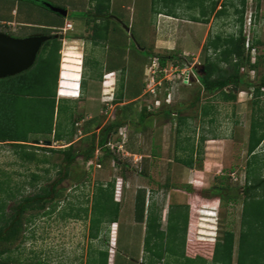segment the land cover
Listing matches in <instances>:
<instances>
[{"label": "rangeland", "instance_id": "374dc122", "mask_svg": "<svg viewBox=\"0 0 264 264\" xmlns=\"http://www.w3.org/2000/svg\"><path fill=\"white\" fill-rule=\"evenodd\" d=\"M163 1L111 0L108 16L119 22L110 20L107 43L95 46L91 41L94 24L88 25L84 20L94 16L95 4L91 0H0V32L14 37L45 35L48 31L41 28L42 25L60 24L62 20L63 25L71 24L72 29L68 31L52 33L63 34V39H58L61 42L60 73L63 60H66L68 74H77L74 85L71 84L72 77L65 76L66 85L76 89H67L63 95L59 90L58 95L76 97L82 75L84 90L98 97L91 101L59 98L55 105L54 130L64 132L62 143L50 141L48 146L44 141H37V135L26 137L28 131H34L31 124L29 128H22L25 131L21 138L31 141V146L69 149L72 144L76 151H82L90 145V134L95 135L96 146L105 136L106 127L114 122L122 125L117 132L114 130L106 136L107 149L116 160L106 159L101 151L94 153L92 163L79 157L68 169L66 178L61 155L25 149L36 155L31 161H25L19 150L0 143V182L16 196L7 199V212L21 197L39 193L40 188L63 180L55 190L59 197L49 209L26 215L28 221L21 239L10 245L9 252L4 255L11 259L10 264H89L90 258L95 256L93 252L103 249L106 239L108 264H145L148 257L143 251L145 225L134 221V198L142 187L150 190L146 195L147 206L154 204L155 208L161 209L164 230L170 207L189 206L188 257L184 260L169 257L174 264H211L209 251L212 244L222 240L226 232L233 233L236 247L241 230L244 186L252 183L255 174L264 178V140L256 150L257 159H252L250 166L246 164L251 120L259 108L264 110V89L263 95L256 99L252 87L259 82L264 64L258 72L249 71L247 64L244 65L241 72L245 75V83L236 90L231 88L236 93L235 101L224 102L218 93H207L196 79L205 58L202 48L209 37L238 33L239 15L230 4L233 0H214L216 8L211 13L212 0L204 1L205 17L201 16L199 7L189 9L188 3H181V0L170 5L176 18L166 15ZM46 3L65 8L67 15L63 17L52 12L45 7ZM221 10L224 13L218 15ZM192 17L200 22L192 21ZM204 20L206 23H202ZM123 25L130 28L129 32ZM242 31L246 48L255 40L260 42L256 52L250 51L252 60L254 56L263 55L264 0H247ZM208 54L215 58L212 50ZM170 55L183 56L184 60L177 66L169 62L166 71L159 73L155 56ZM43 56L42 47L29 70L0 79L2 123L6 117L23 123L27 116L30 119L32 114L40 111L39 103L46 101L49 104L50 98L43 93L41 83L40 60ZM50 76L52 86V70ZM121 84L129 85L127 95L134 96L138 92L139 96L115 101ZM46 107L48 112L49 106ZM144 107L147 112L141 122L139 115ZM167 109L181 110V115L188 119L180 127L174 114L169 117L164 114ZM90 117L96 118L97 123L86 134L83 127ZM149 128L151 131L160 129L161 134L152 146ZM1 130L0 138L4 136ZM70 133L74 135L69 138ZM111 146H114L113 150ZM178 160H192L193 169L189 170ZM256 166H261V170H255L253 174ZM144 170L146 176L141 174ZM187 174L195 175L197 181L192 182V176L187 178ZM150 179L155 184L149 182ZM110 183L114 184V200L120 202L118 223L111 224L106 234L101 231L97 239H92L89 226L93 197L99 186L106 187ZM165 184L167 189L163 188ZM217 188L225 189L222 200L205 199L217 194ZM1 196L6 199L4 193Z\"/></svg>", "mask_w": 264, "mask_h": 264}, {"label": "trees", "instance_id": "16d2710c", "mask_svg": "<svg viewBox=\"0 0 264 264\" xmlns=\"http://www.w3.org/2000/svg\"><path fill=\"white\" fill-rule=\"evenodd\" d=\"M94 2V16L84 18L86 24L93 23L91 41L96 46L104 45L108 41L110 34L109 23L114 18L109 17L110 14V2L111 0H91ZM163 1V0H162ZM206 0H164V8L167 10L166 15L176 18L170 5L181 3H188L186 7L195 8L199 7L200 14L205 17L206 11L204 10L203 2ZM210 11L213 12L216 8V1L210 2ZM247 0H233L230 2L231 6L235 8V12L238 16V23L240 25L237 34H233L227 37L215 36L208 38L204 44L202 51L205 58L201 67V73L197 76L199 85L209 94L213 95L218 93L224 102H233L236 100V93L231 89L232 87H238L240 84L245 83V75L242 74V69L247 64L249 71L258 72V70L264 64V54L254 56L253 60L250 56V51L256 52V45L260 42L255 40L251 45L246 48V38L242 31L243 15L246 7ZM154 6V5H152ZM259 4L257 3V9ZM224 9V8H222ZM224 13V10L218 12V15ZM87 14V13H86ZM89 14V13H88ZM160 14V13H159ZM63 21L57 28L63 26ZM192 21L200 22V19L192 17ZM206 20L202 23H206ZM57 28H48L47 34L52 36L57 31ZM45 29V28H44ZM102 42V43H101ZM264 45V42L262 43ZM43 54L41 58L40 74L41 83L44 88L43 93H47L50 98L49 104L47 102L39 103L40 111L32 114L30 119L28 116L19 123L12 121L10 117H6L3 123L0 121V130L4 133V136L0 138V143H6L12 145L15 150H19L22 159L25 161H31L36 158L35 153L26 152L25 149L42 150L52 154L61 155L63 158L62 168L64 171V178L67 176L68 169L77 158H82L84 162H89L93 159L94 153L98 149L102 152L103 156L110 158V160H116L115 156L106 147L107 134L122 127L118 122L110 124L105 128V136H103L98 144L94 145V134H90V145L87 149L82 151H76L71 144L69 149H55V148H42L37 146H31L28 139H22L21 133L24 132L22 128H29L30 124L33 132L28 131L26 133L29 136H39L37 141L44 142H56L64 139V132L54 130L55 120V105L58 102L56 100V85L58 78V64H59V51L61 48V42L52 37L49 41L43 44ZM209 50L215 58H212L208 54ZM143 52V51H142ZM149 55V54H148ZM158 67L161 70L168 66L169 62H173L175 66L183 61V56L170 55V56H155ZM225 65L227 68H223ZM29 70V69H28ZM53 71L52 86L50 85V71ZM112 72V71H109ZM260 79L257 84H253V96L259 99L264 89V72L259 75ZM12 78V77H7ZM50 86V88H49ZM129 85L121 84L120 93L115 96V101L121 102L125 99H135L139 96L138 92L134 96L127 95ZM228 88V90H226ZM2 90H0L1 92ZM5 91L9 92L8 89ZM132 93V92H131ZM133 94V93H132ZM198 100V99H197ZM195 102V101H194ZM191 103V107L194 105ZM43 105L45 107H43ZM49 106V111L47 107ZM171 109V108H170ZM42 111L44 113H42ZM168 110L164 114L169 117H176L178 124L181 125L186 122L188 116H182L181 110ZM147 112V107H144L140 112V121L143 122ZM264 113L263 108L258 109V113L252 117L248 142L246 144V154L249 157L246 164L250 166L251 160L257 159L256 150L264 140V115L260 116V113ZM47 113L50 115L47 117ZM149 113V112H148ZM152 113V112H150ZM259 114V115H258ZM191 118V117H190ZM96 118L89 120L84 124L83 131L88 134L90 126H93L96 122ZM29 123V124H28ZM43 124V126H42ZM74 126V125H73ZM58 128V127H57ZM69 137H72L74 133H70ZM87 141V139L85 140ZM24 150V151H23ZM106 158V159H107ZM103 160V159H102ZM102 160H98L102 162ZM188 169H193L192 160H178ZM258 170L260 172L261 166L254 167L252 173L255 174ZM144 176L146 173L142 171ZM250 174V173H249ZM248 174V176H249ZM63 180H57L48 187H42L39 189V193H34L30 196H24L16 202L9 212H7V199H15L16 196L8 188H3L2 182H0V264H10L11 259L4 257L9 252V246L19 241L22 237L23 230L28 221L27 214L45 211L49 209L53 201L59 197V194L55 192L56 186ZM152 184H155L150 179ZM163 188L167 189L166 184ZM224 188H217V194L205 197V199L222 200ZM245 194L243 200L242 214H241V230L237 238V244L235 247V239L232 232H226L222 240H216L209 251V259L211 264H264V178L261 175L255 174L252 179V183L248 182L243 189ZM6 195V199H3L1 194ZM120 213V202L114 200V184L110 183L108 186H99L93 197L92 209L90 211V238L97 239L101 231L108 232L111 224L118 223ZM134 221L135 223L144 224V238H143V251L148 254L145 264H174L169 257L184 258L188 257L186 253V233L189 223V206L188 205H175L170 207L167 219L166 229H162V211L159 208H155L154 204L147 206L146 191L143 188H139L136 191L134 198ZM236 252V255L234 254ZM95 256L90 258L89 264H108V239L104 241L103 249L98 250ZM186 255V256H185ZM235 256V257H234Z\"/></svg>", "mask_w": 264, "mask_h": 264}, {"label": "water", "instance_id": "95a60500", "mask_svg": "<svg viewBox=\"0 0 264 264\" xmlns=\"http://www.w3.org/2000/svg\"><path fill=\"white\" fill-rule=\"evenodd\" d=\"M46 8L60 16L65 17L67 10L62 7L44 4ZM113 18V17H112ZM114 20H119L114 17ZM121 23V22H120ZM127 32L130 28L123 25ZM52 37L63 39V34L49 35H31L23 38L13 37L7 33L0 32V79L13 77L30 69L36 61L43 44ZM201 72H199L200 74ZM235 90L236 87H232ZM117 132L116 130L114 133ZM34 143L39 144L35 141ZM58 144L62 141H58ZM50 146L51 142H46ZM68 149V148H61Z\"/></svg>", "mask_w": 264, "mask_h": 264}, {"label": "crops", "instance_id": "0c3cea01", "mask_svg": "<svg viewBox=\"0 0 264 264\" xmlns=\"http://www.w3.org/2000/svg\"><path fill=\"white\" fill-rule=\"evenodd\" d=\"M57 28L58 27V23H50V24H47V25H45V26H41V28H45V29H48V28ZM31 36V35H30ZM24 37H27V36H24ZM23 38V37H22ZM67 41L66 40H64V43H66ZM72 42V41H71ZM59 73H60V66H59V64H58V78H57V85H56V90L59 88L58 87V84H59ZM82 76V75H81ZM84 78L82 79V77H81V81H80V89H79V97L78 98H69V97H60L57 93V96H56V100L57 101H59V98L60 99H62V100H64V101H67V100H72V101H80V100H85V101H91V100H95V99H98V97H95V96H91L90 94H89V92H88V90H84ZM74 84V83H73ZM73 90V89H72ZM74 91V90H73ZM65 92H66V90H65ZM77 92H78V89H77ZM157 111H158V109H157ZM91 119H93V118H88L87 119V121H89V120H91ZM86 123V122H85ZM150 129V128H149ZM89 130H91V126H90V129ZM151 131V129L149 130V132ZM156 132V133H155ZM160 129L157 131L156 129L155 130H153V131H151L150 133H152V136L149 138V144L152 146V142L153 141H155V140H157L158 139V137L161 135L160 133ZM91 133V132H90ZM139 133V132H138ZM141 135V134H140ZM149 135V134H148ZM134 136H135V134H134ZM157 136V137H156ZM68 137H66V139H67ZM70 138V137H69ZM140 139V138H139ZM60 141H65V139H62V140H60ZM58 142V141H57ZM96 152L97 153H99V150L97 149L96 150ZM144 156H146V158L147 157H149L148 155H144ZM189 170H191V169H189ZM144 173H146V171L144 170ZM198 174H201L200 172H198ZM197 173H196V175H198ZM191 176H192V178H191ZM186 177L188 178H191L192 180V182L193 181H197V177H195V175L193 176V174H187L186 175ZM199 179V178H198ZM149 182H151L150 180H149ZM192 182H190V181H188V183H192ZM191 185H195V184H191ZM193 187H196V186H193ZM143 189H145V191H146V195L147 194H150V190H147L145 187H142ZM146 200H148L147 198H146Z\"/></svg>", "mask_w": 264, "mask_h": 264}, {"label": "bare ground", "instance_id": "6f19581e", "mask_svg": "<svg viewBox=\"0 0 264 264\" xmlns=\"http://www.w3.org/2000/svg\"><path fill=\"white\" fill-rule=\"evenodd\" d=\"M65 61L66 60H63V63L64 64H62V67H61V73H60V81H59V88H58V90H60V95H63L62 94V92L63 93H66L65 92V90H67V89H76V88H73V86H70V87H68L67 85H66V80H67V74H68V72H67V70L69 69L66 65H65ZM77 63V62H76ZM76 65V64H75ZM71 70V69H70ZM73 70V69H72ZM74 72V71H73ZM76 73V72H75ZM74 75H77V74H68V76H71L72 77V79H71V84H73L75 81H77V76H74ZM66 76V77H65ZM76 78V79H75ZM75 80V81H74ZM74 85V84H73Z\"/></svg>", "mask_w": 264, "mask_h": 264}, {"label": "clouds", "instance_id": "9594fccd", "mask_svg": "<svg viewBox=\"0 0 264 264\" xmlns=\"http://www.w3.org/2000/svg\"><path fill=\"white\" fill-rule=\"evenodd\" d=\"M65 9V8H64ZM65 25H63L61 28H63ZM61 28H57V31H61ZM58 34H62V32H58ZM10 35V34H9ZM54 35V34H53ZM12 36V35H11ZM14 37V36H13ZM249 46H247V48H248ZM254 51V50H253ZM82 65V64H81ZM194 75V74H193ZM198 75H199V73H198ZM197 79V81H198V78H196ZM80 81H81V76H80V80H79V82H78V92H77V96L76 97H74V98H78L79 97V89H80ZM58 92H59V90L57 89V94H58ZM73 98V97H72ZM156 109H158V108H156ZM88 163H92V161H89ZM90 165V164H89Z\"/></svg>", "mask_w": 264, "mask_h": 264}, {"label": "built area", "instance_id": "2783aa9c", "mask_svg": "<svg viewBox=\"0 0 264 264\" xmlns=\"http://www.w3.org/2000/svg\"><path fill=\"white\" fill-rule=\"evenodd\" d=\"M70 29H72V26H71V24H66L63 28H61V31L63 30V31H68V30H70ZM253 51V50H252ZM155 61H156V59H154ZM171 68V67H170ZM163 73H164V71H166V69L164 68L163 70H161ZM168 81V80H167ZM186 81V80H185ZM154 82V81H153ZM169 82V81H168ZM158 85H160V84H158ZM107 147V146H106ZM110 149H114V146H111V148ZM111 150V151H112Z\"/></svg>", "mask_w": 264, "mask_h": 264}]
</instances>
